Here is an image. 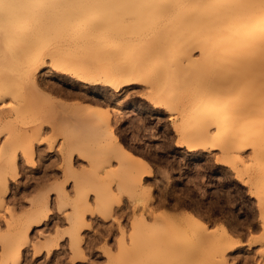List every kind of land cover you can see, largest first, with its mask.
Returning a JSON list of instances; mask_svg holds the SVG:
<instances>
[{
  "label": "rangeland",
  "instance_id": "374dc122",
  "mask_svg": "<svg viewBox=\"0 0 264 264\" xmlns=\"http://www.w3.org/2000/svg\"><path fill=\"white\" fill-rule=\"evenodd\" d=\"M9 9L12 12L13 8ZM127 17L109 15L117 23L129 20ZM8 19L6 16L4 23ZM5 28L8 26L0 24V79L18 89L11 90L13 98L9 93L0 100V111L12 110L5 123L7 132L0 134V151L6 147L0 155V167L9 162L14 144L18 148L19 143H25L17 139L16 144L17 131L30 133L42 126V142L34 144L33 161L19 154L15 161L18 177L7 182V194L0 203V262L8 255L9 244L19 242L23 246L20 258L9 264H264V155L254 154L253 141L248 138L233 141L230 149L231 161L242 179L226 162L223 147L216 146L223 138L217 128L221 118L214 123L207 116L205 94L209 87L192 73L194 65H187L178 74L175 63L150 61L143 54L148 49L137 41L131 39L124 45L123 39H115L108 44L115 55L135 53V60L142 63H136L135 85L113 90L90 87L66 76L62 79L58 73L51 75L53 64L62 56H44L36 75L39 80L46 76L43 92L55 99L50 103L29 84L15 83L17 65L12 52L26 55L29 44L23 47L12 37L5 38ZM36 29L25 27L23 38L28 40ZM38 41L34 51L46 54L47 43ZM55 44L60 45V41H51V47ZM193 58H199V51L193 52ZM195 85L203 88L202 92L207 89L204 96H199L200 88V94H194ZM79 102L96 104L109 112L118 147L114 141L99 137L104 128L93 121L90 110H74ZM12 107H17V116ZM199 130L215 136V149H189L182 142ZM140 161L151 166V176L142 173ZM32 162L36 165L33 168ZM140 188H150L149 196L137 192ZM83 189L89 192L87 201L93 212L85 213L78 234L83 243L77 251L70 249L66 232H70L71 222L65 218L74 219L82 210L74 202ZM101 196L104 203H96ZM42 201L50 211L47 219L14 235L15 218L28 225L34 205L39 204L40 209ZM185 213L198 216L204 227L184 222ZM223 227L231 231L234 243L238 242L231 251L226 249ZM60 236L49 253L43 250L46 237ZM38 248L41 251L35 254Z\"/></svg>",
  "mask_w": 264,
  "mask_h": 264
},
{
  "label": "bare ground",
  "instance_id": "6f19581e",
  "mask_svg": "<svg viewBox=\"0 0 264 264\" xmlns=\"http://www.w3.org/2000/svg\"><path fill=\"white\" fill-rule=\"evenodd\" d=\"M9 7L13 8L12 12H9ZM113 13L122 14L124 17L127 15L129 20L117 23L109 18V15ZM6 16H9V19L4 23ZM0 24L8 26L3 32L5 38L12 37L18 45L23 44V47L26 44L31 45H28L26 52L29 51V53L26 55L20 51L12 52L16 60L14 63L17 65V82L15 83L29 84L36 94L43 95L45 99L50 100V103L55 99L53 100L43 92L47 85L46 76L39 80L36 75V71L43 64L44 56L53 57L59 54L62 56L61 60L56 61L57 64L56 62L53 64L55 66L51 75L58 73V77L62 79L66 76L90 87L101 86L113 90L135 85L138 73L136 63H142H139L140 59L136 61L135 53L125 52L121 57L115 55L108 45L115 39H123L124 45H127L125 41H137L143 45L142 48L148 49L143 54L151 58L150 61L175 63V73L178 74L182 73L187 65L192 64L194 65V68H191L192 73H195L197 79H203L209 87L205 94L207 95V112H210L207 116L214 123V119L221 118L216 123L218 131L223 133V138L216 143V146L223 147V157L226 158V162L237 174L239 173L232 162L234 159L232 160L230 156L231 145L233 141L245 142L248 138L253 141L254 154L264 155V145H260L261 140L264 141V0H0ZM33 26L38 29L30 34L28 40L23 38L24 28L32 29ZM42 34L43 37H47V40L43 37L42 40L38 39ZM36 40H39L38 43L41 41L47 43L46 54L40 50L34 51L40 45L36 44ZM53 40H59L60 45L55 44L56 46L51 47ZM29 47H31L30 50H28ZM194 51H199V58H193ZM216 79H220L221 83L217 84L219 82ZM232 81H235L233 88H231ZM211 82L216 84L209 85ZM7 83L5 79H0L1 101L6 96H10L11 90L17 88L13 86L14 89H12L13 87L8 86ZM207 85L204 84V87ZM199 88V85L194 86L195 95L200 90V93L202 92L203 88L200 90ZM204 92L198 93L199 96H204ZM17 96L21 95L17 94ZM17 96L14 95V99ZM79 103L74 110L78 113L90 110L93 121L100 123L104 128L102 136L99 137H102L104 141H114L118 147L117 138L109 125V112L102 111L96 104ZM12 109L17 116L19 112L17 107ZM7 111H0L2 125L0 134L6 130L5 123L12 115V110ZM189 117L193 118L194 114H190ZM41 127L37 126L35 132L30 133L26 130L25 132L24 130L15 131L14 141L21 139L25 140V143L23 146L19 143L21 147L18 146V148L14 144L10 150L12 152L9 164L4 162L0 167L1 204L7 194L9 178L14 180L18 177L16 158L20 154L32 160L34 144L42 142ZM250 130L253 132L250 133ZM214 138L215 136L207 130H199L189 135V141L184 139L182 142L189 149L213 150L216 148L212 143ZM5 152L4 146L0 155H4ZM125 154L128 157L131 156L128 152ZM140 162L142 173L151 176L153 173L151 166L145 161ZM35 166L34 162L30 164L32 168ZM238 175L242 179L240 174ZM137 192L149 196L150 188H140ZM78 194L74 203L78 209L82 208V210L79 209L74 219L69 216L65 219L71 222V230L66 232L70 249L80 251L83 238L78 234L83 226L85 213L89 214L93 211L89 209L91 207L87 201L89 192L83 189ZM104 200L101 196L96 203H104ZM148 200H150L149 197ZM38 205H34L29 220H26L27 227L22 224L23 219L21 221L15 218V222L12 223L15 227L12 232L14 235L23 231L24 227L27 232L31 227H37L47 219V213L50 212L47 202L42 201L40 209ZM182 218L184 222L191 221L198 227H204L200 218L194 214L185 213ZM233 224L232 226H236L235 223ZM230 232L228 228L221 229L228 251H231L238 243H234ZM61 238L62 236L46 237L43 250L49 253ZM22 248V243L12 244L11 242L8 246V255L0 264H9L12 260L18 262ZM35 250V254L41 251L40 248Z\"/></svg>",
  "mask_w": 264,
  "mask_h": 264
}]
</instances>
